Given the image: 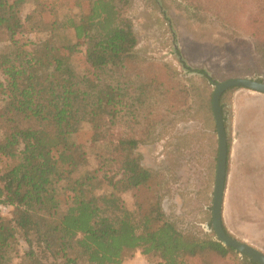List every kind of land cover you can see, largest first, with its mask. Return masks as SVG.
<instances>
[{
  "label": "trees",
  "instance_id": "16d2710c",
  "mask_svg": "<svg viewBox=\"0 0 264 264\" xmlns=\"http://www.w3.org/2000/svg\"><path fill=\"white\" fill-rule=\"evenodd\" d=\"M28 1L0 0V204L11 208L10 217L0 215V264H13L18 237L27 249L17 264H122L138 250L157 264H213L235 255L165 215L161 178L137 152L165 106L211 115L210 90L140 59L121 0H32L23 18ZM215 1L214 15L226 26L252 5L246 24L264 55V0ZM58 3L78 13L61 18ZM34 31L46 37L25 36ZM183 67L212 81L204 69ZM124 116L121 136L114 129ZM98 142L109 144L119 176L103 179L97 169L74 176L87 162L88 144ZM229 151L227 139V170ZM104 180L109 189L97 193ZM134 189L130 211L121 194ZM239 263L258 264L245 255Z\"/></svg>",
  "mask_w": 264,
  "mask_h": 264
},
{
  "label": "rangeland",
  "instance_id": "374dc122",
  "mask_svg": "<svg viewBox=\"0 0 264 264\" xmlns=\"http://www.w3.org/2000/svg\"><path fill=\"white\" fill-rule=\"evenodd\" d=\"M34 7V2L29 0L22 7L21 16L24 18ZM118 8L132 24L137 37L135 51L140 59L173 74L182 84L194 83L212 94L215 82L229 78L264 81V55L255 48V37L246 24L252 5L247 6L246 13H237L241 14L239 19L227 26L225 20L215 16L219 8L215 0H121ZM56 9L61 18L78 13L76 8L69 10L61 3ZM66 33L74 39L71 30ZM25 36L37 42L46 33L34 31ZM183 63L191 69H204L212 81L185 69ZM86 81L96 82L94 77ZM230 89L222 93L225 134L230 141L222 220L232 237L264 253V180L252 181L253 173L264 178V95L244 88ZM236 92H246L259 100L245 97L234 108ZM181 110L174 114L166 106L162 108L160 122L138 145L137 152L141 163L161 178L165 215L182 231L216 239L210 227L218 153L213 112L210 115L201 110L186 114ZM125 121L124 116L121 125L114 129L116 134H127ZM94 169L103 179L118 175L117 165L110 160L108 143H89L87 162L74 176ZM105 182L97 193L109 189ZM136 195L135 189L121 194L124 206L130 211L135 210ZM60 199L63 202L61 195ZM0 206H5L0 207V215L10 217L11 208ZM16 247L18 252L12 258L13 264L19 262L27 244L18 237ZM242 256L236 251L235 255L216 259L213 264H240ZM131 259V264L135 261L157 264L139 250Z\"/></svg>",
  "mask_w": 264,
  "mask_h": 264
},
{
  "label": "water",
  "instance_id": "95a60500",
  "mask_svg": "<svg viewBox=\"0 0 264 264\" xmlns=\"http://www.w3.org/2000/svg\"><path fill=\"white\" fill-rule=\"evenodd\" d=\"M230 88H244L264 94V81L249 77H235L214 83L211 103L217 132L218 153L211 202V226L215 233L216 240L223 246L233 248L240 255L249 257L254 263L264 264V253L262 251L244 241L228 235L222 226L227 171V139L220 106V97L225 90Z\"/></svg>",
  "mask_w": 264,
  "mask_h": 264
},
{
  "label": "crops",
  "instance_id": "0c3cea01",
  "mask_svg": "<svg viewBox=\"0 0 264 264\" xmlns=\"http://www.w3.org/2000/svg\"><path fill=\"white\" fill-rule=\"evenodd\" d=\"M257 94H260V93H258V92H256ZM261 95H264V94H261ZM243 97V98H242ZM246 97V99L247 98H252V99H257V100H259V98H257V97H250V95L249 94H246V92L243 94V93H240V92H236L235 94H234V108H235V105H236V102H238L239 100L240 101H242L244 98ZM245 99V100H246ZM234 112H235V110H234ZM256 180H258V181H262V180H264V178H262V177H260L259 178V176L256 174V173H253V176H252V181H256ZM131 262H132V259L131 258H128V259H126L125 261H123L122 262V264H131Z\"/></svg>",
  "mask_w": 264,
  "mask_h": 264
},
{
  "label": "built area",
  "instance_id": "2783aa9c",
  "mask_svg": "<svg viewBox=\"0 0 264 264\" xmlns=\"http://www.w3.org/2000/svg\"><path fill=\"white\" fill-rule=\"evenodd\" d=\"M2 208H5V206H0ZM133 264H142L141 262L135 261Z\"/></svg>",
  "mask_w": 264,
  "mask_h": 264
},
{
  "label": "flooded vegetation",
  "instance_id": "af4514ba",
  "mask_svg": "<svg viewBox=\"0 0 264 264\" xmlns=\"http://www.w3.org/2000/svg\"><path fill=\"white\" fill-rule=\"evenodd\" d=\"M258 80V79H257Z\"/></svg>",
  "mask_w": 264,
  "mask_h": 264
}]
</instances>
